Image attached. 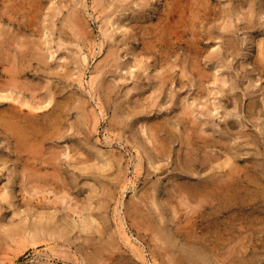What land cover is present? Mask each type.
Instances as JSON below:
<instances>
[{"label": "rangeland", "instance_id": "obj_1", "mask_svg": "<svg viewBox=\"0 0 264 264\" xmlns=\"http://www.w3.org/2000/svg\"><path fill=\"white\" fill-rule=\"evenodd\" d=\"M188 1L192 19L179 25L170 0H0V86L10 83L1 89L11 97L0 98V264H91L109 241L122 254L114 264H163L155 242L132 227L135 204L154 216L180 264H264V0ZM50 99L66 110L61 135L45 146L61 151V179L32 187L1 123L14 106ZM230 155L244 165L241 195L257 200L224 208L215 196L197 212L184 205L180 229L174 183H198ZM105 157L120 165L102 167ZM249 214L254 228L236 219L237 231L231 219Z\"/></svg>", "mask_w": 264, "mask_h": 264}, {"label": "bare ground", "instance_id": "obj_2", "mask_svg": "<svg viewBox=\"0 0 264 264\" xmlns=\"http://www.w3.org/2000/svg\"><path fill=\"white\" fill-rule=\"evenodd\" d=\"M168 11L170 19L174 20V22L178 23L179 25L180 23H185L188 18L192 19L191 14L188 13V0H170ZM176 34H178V32ZM261 47L262 48L259 53L261 54V57L259 61L264 68V47ZM3 56H5V53ZM17 69L18 66L11 64V72L12 70L15 72ZM24 71L25 69H22L21 67L18 70V73H24ZM11 78L13 79V75L11 76ZM9 85L10 83H6V85L0 86V89L4 86L7 87ZM5 89L6 88L1 89V92L3 94L0 95V98L4 99L10 97V92H8V94L7 92L6 94H4ZM37 102L38 104L32 105L26 101V103L31 107L29 111H26L23 108H19L18 106H14L13 110L6 115L5 121L1 123V126L6 136L10 138V141H14V150L18 154V157L22 159L24 163V173L28 175V179L30 181L34 182L31 184V186L44 188L48 184L42 183L41 179H45L46 181L51 178H54L56 181L57 178L58 180L61 179L60 170L64 163V158L61 157V151L53 147H47L46 149L45 146L48 140L53 139L56 134L61 135V129L59 128L58 124L61 121L60 117L62 113H64L66 110L65 104L59 101H55L53 103V99H50L47 103L44 104L42 100H37ZM41 102L42 104H39ZM198 127H200L199 124ZM161 128L162 127L160 124L153 123L149 125L150 133L156 143V149H158L159 151L158 153L160 155H165L167 152V146L164 140H162L158 134ZM198 130L197 135L195 134L196 138H201L203 135L205 136L204 133L199 132ZM204 136L202 138H204ZM204 143L205 145L207 144V142L205 141ZM67 155L70 156V158L73 156L71 155V152H68ZM101 156H105V154L101 153ZM219 157L215 156V158H213V156H210L208 157V161L213 162V160L215 161ZM119 162L120 160L118 159H114L113 161H111L108 159V157H105L103 163L104 165H102V167H112L116 164H119ZM247 166L248 165L245 166V170L249 172L251 170V167L248 166L249 168H247ZM50 168H52L53 170H49ZM212 168L213 174L207 177L206 179H203L195 184L191 183L189 179L177 181L174 183V188L170 189V195L174 198L172 200L173 202H171L175 212L173 220L181 222L180 229L188 228V225L186 223L182 225L183 216L185 214L183 208L184 205H186L187 207H191L190 210L193 209V212H197L199 207L204 206L207 200H209L210 198L213 199L215 196L224 197V208H229L232 205L251 207L252 204L257 200L258 196L254 195L251 191H247L248 189H245L247 191L246 195H241V191L243 190V179L241 175H243L242 171L244 170V165L242 166V168L240 167L236 155L228 156L223 161H220L216 165H213ZM42 169H45V171L43 172ZM62 183L64 188H70L67 182L63 181ZM2 197L3 199L9 200L10 193L8 191H5L2 194ZM193 202L194 205H192ZM79 206L81 207L82 204H80ZM135 206L137 212L134 215L132 213L130 214V217L133 218L132 227L137 228V231L140 234L141 230L144 231L143 235L148 236L151 240L155 242L153 244V255L155 256L157 254L160 258H162L163 264H180L178 256L174 255V251L170 247H168V244L164 245L166 243V240H163L160 232L153 226L154 216H142L138 213L139 207L137 206V204H135ZM71 208V210H78L77 208ZM68 215L71 216L70 213H68ZM249 216L246 221L240 216L238 218L234 217L233 219H231V222H233L234 227L237 228L235 220L240 219L242 220L240 226L241 230H243L244 228H246V230H250L251 228H254L255 220L253 219L251 214H249ZM96 220V218H93V221ZM243 221H245V224H243ZM90 222L91 220L86 221V223H84L82 231L84 230L89 233L94 231L95 227ZM98 230L100 231L101 228L98 227ZM237 231H239V228H237ZM66 232L67 230L62 228L61 236L65 235ZM251 233H249L245 237L251 236ZM128 241L130 243L132 242L130 238H128ZM119 250L120 246L116 241H109L106 244H102L100 247H97L93 252H91V264H114V260L122 255L119 253ZM139 255V257L142 256L145 258V255H143L142 253H139ZM154 260L157 261L158 258H155ZM131 264L140 263L134 260L133 258ZM158 264H161V261H158Z\"/></svg>", "mask_w": 264, "mask_h": 264}]
</instances>
